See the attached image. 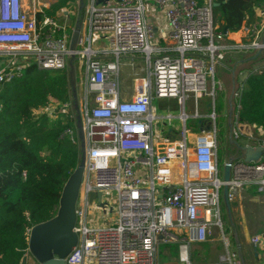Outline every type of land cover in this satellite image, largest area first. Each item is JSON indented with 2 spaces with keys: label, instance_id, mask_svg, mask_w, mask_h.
I'll use <instances>...</instances> for the list:
<instances>
[{
  "label": "built area",
  "instance_id": "obj_1",
  "mask_svg": "<svg viewBox=\"0 0 264 264\" xmlns=\"http://www.w3.org/2000/svg\"><path fill=\"white\" fill-rule=\"evenodd\" d=\"M199 1L110 0L105 6H94V0H87L76 51L83 88L79 111L85 172L75 207L78 221L73 231L78 242L65 264H157L160 245H175L177 263L191 264L190 246L206 242L214 229L226 251L218 262L238 264L224 235L221 193L227 184L229 203L249 185H256L264 195V155L249 164L234 159L230 179L224 183L221 169L226 161L217 165L223 146L216 138V114H211L210 129H201L194 142H188L184 104L192 101L194 118L199 116V100L207 99L214 107L222 90L217 66L230 53L257 48L264 27L245 28L250 43L234 47L214 25L212 0ZM51 5L40 7L39 0H0V57L6 58L0 62V84L12 82L29 67L66 69L70 28L61 18L43 17L40 24L35 19V13ZM151 6L167 23L172 43L168 49L159 46L160 39L153 33L148 17ZM92 41L98 45L104 41L105 47L92 48ZM132 54L142 55L147 75L135 76L131 98L122 100L120 60ZM242 91L240 82L233 94L231 137L238 142L242 136L247 143H255L253 147H264L263 140L252 139L244 131L248 127L239 123ZM166 99L179 106L177 115L155 108V101ZM52 104L57 112L49 110L50 115L70 120L73 127L64 134L78 141L71 102L50 99L34 114ZM174 120L182 122L180 131L174 129L181 139L156 140L153 124L170 125ZM90 192H101V201L89 203ZM92 208L98 209L101 226H89ZM251 242L256 245L260 240L254 237Z\"/></svg>",
  "mask_w": 264,
  "mask_h": 264
},
{
  "label": "trees",
  "instance_id": "obj_2",
  "mask_svg": "<svg viewBox=\"0 0 264 264\" xmlns=\"http://www.w3.org/2000/svg\"><path fill=\"white\" fill-rule=\"evenodd\" d=\"M72 1L56 0L36 13L37 24L43 17L56 18ZM212 4H217L212 12L221 33L260 26L255 11L264 9V0H212ZM50 99L71 102L66 69L29 67L12 82L0 84V264H20L27 254L29 230L56 215L62 188L80 162L78 141L64 134L72 122L63 118L50 122L45 115L34 114ZM223 109L219 99L215 110L219 114ZM238 120L264 135L262 70L249 73L243 82Z\"/></svg>",
  "mask_w": 264,
  "mask_h": 264
},
{
  "label": "crops",
  "instance_id": "obj_3",
  "mask_svg": "<svg viewBox=\"0 0 264 264\" xmlns=\"http://www.w3.org/2000/svg\"><path fill=\"white\" fill-rule=\"evenodd\" d=\"M38 9H40V7ZM155 12L156 11H154L152 6L148 8V17L150 23L153 26V33L155 37L160 39V43H158L159 46L162 49H168L172 47V43L168 39L169 29L167 23L161 13ZM255 17L260 26L248 27V30H251L253 27H256L257 29L264 27V9H256ZM245 28L246 27H243L241 30L235 33H226L227 41L237 48L248 45L251 41V37L250 34L244 31ZM82 31H84V29H82ZM251 52L252 51L248 53H230L227 55L226 60L222 63H224L226 67L230 68L236 62L246 59ZM139 57L141 58V54L124 55L121 57V71H128V74L125 76L127 79H133L135 76H142L144 74V67L141 66ZM242 64L243 65L238 67L236 84L244 82L251 72L258 70H262L264 72V59H259L253 61L252 63ZM121 75L122 72H120V78ZM216 77V79L219 80L224 86L230 84V75L225 69H219L217 66ZM132 88L133 85L131 88H123V94L128 93L130 89L132 90ZM227 97L224 96V93H221L220 99L223 103L224 109L220 112V114H225ZM121 98L122 100H129V96L127 97V95H122ZM162 101H166V103H162L158 109H166V111H169L171 114L177 115V112H172L177 106L174 100H159L158 103ZM189 102L191 108L188 115H191L193 113L194 107L192 101L189 100ZM208 103L209 101L207 99H201L197 105L199 116L195 118V127L197 128L196 131L199 132L198 136L200 134V130L205 129V126L209 125L206 116L210 112L209 109H211V107H208ZM188 136V142H194L196 136ZM254 144L245 142L242 145L255 146ZM219 209L223 222L224 235L229 244L228 250L230 252L236 253L238 264H264V195L259 192L256 187L249 185L240 190L235 201L229 203V209L226 208L223 198H221ZM98 217V209L92 208L87 220L89 226L98 227L95 226L96 220L99 219ZM99 220L101 221V219ZM101 224H103V222H101ZM254 237H258L260 240V242L256 245L251 242V239ZM238 251H240L242 261L239 259ZM225 252V247L220 238V233L214 229L207 237L206 242L192 244L190 246L189 259L191 261L192 257L194 264H220L218 262V257ZM26 256H28L26 264H33V258L28 253V250ZM29 260H32V262Z\"/></svg>",
  "mask_w": 264,
  "mask_h": 264
},
{
  "label": "water",
  "instance_id": "obj_4",
  "mask_svg": "<svg viewBox=\"0 0 264 264\" xmlns=\"http://www.w3.org/2000/svg\"><path fill=\"white\" fill-rule=\"evenodd\" d=\"M110 0H94V6H105ZM119 1V0H116ZM86 3L79 0L78 17L75 20L74 28L71 31L68 43L69 57L67 60L66 71L69 84V91L71 94V106L75 115V129L78 143L81 149L80 162L65 182L61 196L59 199L58 209L56 215L49 221L32 227L28 233V253L37 264H65L66 257L71 253L72 249L77 245L78 238L74 233L73 228L78 219L75 214V207L78 200L80 187L83 182L85 172V139L81 124L80 111L77 103L76 81L78 74L77 65V43L82 29L83 11ZM213 7L217 4H212ZM227 33V29L223 30V34ZM264 59V31L259 39V46L255 48L246 59L236 62L232 67H226L224 63H220L218 68L225 69L230 75V93L226 100L227 112V130L228 141L232 145L235 154L234 159H241L244 163L258 162L264 155V147H253L249 145H242L231 137L232 119L234 112L233 94L236 89V78L238 74V67L242 63H252L253 61ZM211 103L208 107H211ZM212 119V117H210ZM210 125H206L204 131H208ZM231 160L223 164V181L227 183L230 179ZM228 187L224 185L222 190V198L226 208L229 209V202L227 200ZM102 198L101 192H90L88 194V202L96 200L100 202ZM100 206L101 203H100ZM240 261L242 257L238 251ZM28 256H24L20 264L27 263Z\"/></svg>",
  "mask_w": 264,
  "mask_h": 264
},
{
  "label": "rangeland",
  "instance_id": "obj_5",
  "mask_svg": "<svg viewBox=\"0 0 264 264\" xmlns=\"http://www.w3.org/2000/svg\"><path fill=\"white\" fill-rule=\"evenodd\" d=\"M31 2V0H28V2ZM84 3L87 2V0H83ZM54 2H56V0H39V5L40 7H42V5L44 4H53ZM78 8H79V0H73L70 5L68 6L67 9L63 10L62 12H60L58 14V16L56 17V19H60L62 21H64L66 23V25L70 28V30L72 31V29L74 28V23H75V20L77 19L78 17ZM42 9V8H41ZM36 15V13H35ZM64 15V16H63ZM65 17V18H64ZM214 25L215 27L217 28V24L214 20ZM94 41V40H93ZM92 41L91 43V47L92 48H96V47H100V48H104L105 47V42L103 41L100 45H98L97 43H94ZM96 46V47H95ZM140 58V57H139ZM6 58L4 56L0 57V62L5 60ZM140 64L142 67H144V60H143V57L141 55V58H140ZM225 61V60H224ZM145 70V69H144ZM122 72V75H121V78L119 77V83H120V88L123 89L125 87L127 88H131L132 85L134 84L133 83V79H127L125 76L128 74V71H121ZM143 75H147L146 74V70H145V73ZM142 75V76H143ZM126 78V79H125ZM217 78V77H216ZM126 83V84H125ZM222 85V90L220 92L217 93V98H216V102L214 103V107H211V109H209V113L208 115L206 116L207 117V120H208V124L211 125L212 121L210 119L211 117V114L212 112H214L216 114V120L215 121H219L220 125H221V131H222V139H223V145L224 147H226V149H230V147L226 144L225 142V138L228 137V130H227V126H226V117H223L224 114H220L218 115V112H216L215 110V105L219 102V99L221 98V93H224V96L227 97L230 93V89H231V86L230 84L229 85ZM125 86V87H124ZM131 90V89H130ZM82 92H83V88H82V84L80 82V76L79 74H77V81H76V94H77V103H78V107H79V110L82 106V101H81V97H82ZM124 96L127 95V97L129 96V99L131 98V92L129 93H124L123 94ZM201 102H204V101H201ZM162 103H166V101H162V102H159L158 101H155V108H158ZM177 105V104H176ZM226 106V105H225ZM53 107H55V104H52L51 107L48 108L47 111H38L36 112L35 116L39 117L41 115H45L46 118L48 119V121L50 122H54L56 121L57 119H59L61 117V114H57V119L54 118L55 116H52L50 115L51 113L48 112L49 110L50 111H53L54 112H57V110H53ZM190 102L189 101H186L185 103V112H186V116H188V119L186 120L185 122V130H186V133H187V138L189 137L188 135H191L194 137V135L198 134V132L196 131L197 128L195 127V118L192 116L193 113L191 115H188L190 113ZM226 109V107H225ZM166 110V109H165ZM173 113H176L178 114L179 112V106L177 105L175 107V109H173L172 111ZM218 116V117H217ZM59 117V118H58ZM73 120H74V124H75V115H73ZM182 127V122L181 121H178V120H174L171 122L170 125H167L166 122H157V124H153V134H154V137L156 140H161L162 142H173V141H179L181 139V135L179 133L180 131V128ZM176 128H179V131L175 132L174 129ZM245 129V130H244ZM243 130L245 132H248L251 136L252 139H260V140H263L264 141V135L262 132H255L254 130L252 129H249L248 128H244ZM170 130V132H169ZM241 131V130H240ZM242 135H244L245 133L243 131H241ZM189 140V138H188ZM238 142L240 144H244L245 142L247 143L248 141L246 140V138H243L242 136L239 138ZM223 148H219V155L222 156V159L224 157H226L227 155V152L226 150H221ZM222 159H220V166L222 165ZM221 168V167H220ZM221 171L223 172V170L221 169ZM254 187L257 188L256 185H253ZM239 193L235 196L234 198V201L237 199ZM221 198H222V193H221ZM221 200V199H220ZM97 218V217H95ZM102 221H100L99 219L96 220L95 222V226H101ZM192 254V252H191ZM32 262V260H29ZM191 264H194V260L193 258L191 257V261H190ZM33 264H37L34 260H33ZM157 264H178L177 263V259H176V246H170V247H166V245H160L158 247V250H157Z\"/></svg>",
  "mask_w": 264,
  "mask_h": 264
},
{
  "label": "flooded vegetation",
  "instance_id": "obj_6",
  "mask_svg": "<svg viewBox=\"0 0 264 264\" xmlns=\"http://www.w3.org/2000/svg\"><path fill=\"white\" fill-rule=\"evenodd\" d=\"M224 117H226V126H227V112H226V109H225ZM215 125H216V128H217V136H216V138H217L218 141L221 142V144L223 146L222 148L224 150H226V152H227V154H226L227 156L222 159V156L219 155V151H218V154H217V165H220L219 164L220 163V159H222L223 161H226V162L229 161V160H231V165H232V163L234 161L233 160V156L235 154V151H234L232 145L229 143L228 139L225 138V137H224L225 142L230 147V149L228 150V149H226V147H224V145H223V139L221 137L222 136V131L220 130L221 129L220 128L221 125H220L219 121H215ZM223 149H221V150H223Z\"/></svg>",
  "mask_w": 264,
  "mask_h": 264
}]
</instances>
